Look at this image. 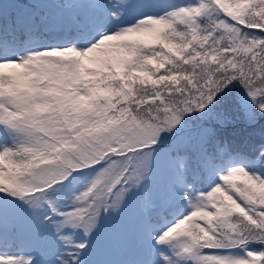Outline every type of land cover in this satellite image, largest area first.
Returning a JSON list of instances; mask_svg holds the SVG:
<instances>
[{
	"label": "snow or ice",
	"instance_id": "obj_1",
	"mask_svg": "<svg viewBox=\"0 0 264 264\" xmlns=\"http://www.w3.org/2000/svg\"><path fill=\"white\" fill-rule=\"evenodd\" d=\"M0 264H264V0H0Z\"/></svg>",
	"mask_w": 264,
	"mask_h": 264
}]
</instances>
